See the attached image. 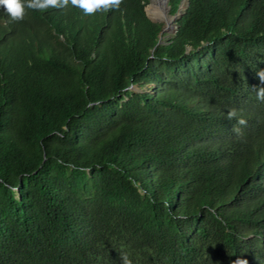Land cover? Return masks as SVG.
Returning a JSON list of instances; mask_svg holds the SVG:
<instances>
[{"label": "trees", "instance_id": "obj_1", "mask_svg": "<svg viewBox=\"0 0 264 264\" xmlns=\"http://www.w3.org/2000/svg\"><path fill=\"white\" fill-rule=\"evenodd\" d=\"M169 5L0 8V264H264V0Z\"/></svg>", "mask_w": 264, "mask_h": 264}, {"label": "clouds", "instance_id": "obj_2", "mask_svg": "<svg viewBox=\"0 0 264 264\" xmlns=\"http://www.w3.org/2000/svg\"><path fill=\"white\" fill-rule=\"evenodd\" d=\"M122 0H0V8L15 21L23 20L26 9L45 10L48 8H66L69 5L83 10L85 15L93 14L100 10L118 9ZM264 84V72H257ZM257 99L264 100V86H258ZM240 123H244L243 120ZM123 264H131L127 257H123ZM234 264H248L243 258H237Z\"/></svg>", "mask_w": 264, "mask_h": 264}, {"label": "rangeland", "instance_id": "obj_3", "mask_svg": "<svg viewBox=\"0 0 264 264\" xmlns=\"http://www.w3.org/2000/svg\"><path fill=\"white\" fill-rule=\"evenodd\" d=\"M157 2L159 3V5H158V11L160 10V15H161V18L162 17H165L166 15H167V13H166V8L168 7L169 8V0H163L162 2H161V0H157ZM156 2V3H157ZM160 2H161V4H160ZM151 4H152V0H149V8H148V13H149V9H150V7H151ZM161 6V7H160ZM157 11V12H158ZM151 12H152V9H151ZM182 10L181 11H179V15H182ZM151 14V13H150ZM153 18L154 19H157L158 17H157V13H153ZM175 21H176V19H174V18H171V22H170V25L167 27H165V33H167L168 35H171V34H173L175 31H176V24H175ZM136 90H137V88H135Z\"/></svg>", "mask_w": 264, "mask_h": 264}, {"label": "water", "instance_id": "obj_4", "mask_svg": "<svg viewBox=\"0 0 264 264\" xmlns=\"http://www.w3.org/2000/svg\"><path fill=\"white\" fill-rule=\"evenodd\" d=\"M170 10H171V7L169 6V8L167 7L166 8V13H167V15L165 16V17H162L161 19H159V20H153L152 18H151V16H150V14L148 13V15H149V17L153 20V21H155V22H160V23H162L163 24V28H162V31L163 32H165V27L167 26H169L170 25V22H171V18H174V19H176L177 17H178V13L177 14H171V12H170Z\"/></svg>", "mask_w": 264, "mask_h": 264}, {"label": "bare ground", "instance_id": "obj_5", "mask_svg": "<svg viewBox=\"0 0 264 264\" xmlns=\"http://www.w3.org/2000/svg\"><path fill=\"white\" fill-rule=\"evenodd\" d=\"M162 1H163V0H161V2H162ZM156 2H157V0H152V4H151V9H153V10H152V13L150 14V16H151V18H152L153 20H159V19H161V15H160L161 12H160V10L158 11V8H159L158 5H159V3H158V2L156 3ZM161 2H160V4H161ZM162 3H163V2H162ZM154 7H155V8H154ZM160 7H161V6H160ZM154 10H155V11H154ZM157 11H158V12H157ZM154 12L157 13V17H158L157 19H154V18H153V13H154Z\"/></svg>", "mask_w": 264, "mask_h": 264}]
</instances>
